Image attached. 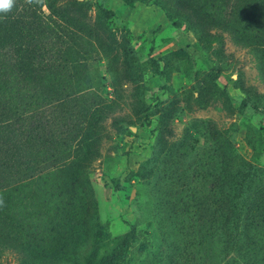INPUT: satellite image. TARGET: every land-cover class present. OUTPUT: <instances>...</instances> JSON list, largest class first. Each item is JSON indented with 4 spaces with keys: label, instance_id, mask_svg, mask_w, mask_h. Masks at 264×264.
<instances>
[{
    "label": "rangeland",
    "instance_id": "rangeland-1",
    "mask_svg": "<svg viewBox=\"0 0 264 264\" xmlns=\"http://www.w3.org/2000/svg\"><path fill=\"white\" fill-rule=\"evenodd\" d=\"M54 2L15 0L0 47L19 45L22 101L50 116L31 147L85 166L91 212L0 264H264V0ZM45 39L58 60L31 61Z\"/></svg>",
    "mask_w": 264,
    "mask_h": 264
},
{
    "label": "trees",
    "instance_id": "trees-1",
    "mask_svg": "<svg viewBox=\"0 0 264 264\" xmlns=\"http://www.w3.org/2000/svg\"><path fill=\"white\" fill-rule=\"evenodd\" d=\"M41 3H45L50 15L55 13L54 0H41ZM20 9L16 4L12 7L11 12L16 15L13 18H21L17 15L25 8ZM47 17L48 14L42 11L39 14L33 13V18L42 21ZM30 22L35 24L33 20ZM44 41L43 48L29 53L31 61L38 59L41 63H51L58 60L61 48L57 42L48 39ZM1 47L2 81L7 88L16 90L12 93L20 94L21 100L13 108H0V195L2 192L8 193L6 199L2 196L3 204L0 205V251L10 248L17 250V242L23 249L27 244L31 250L46 240L48 230L57 233L63 223L76 221L84 226L92 206L82 182L84 165L73 171L65 170L67 166L59 167L63 158H58L53 148L48 147V141L38 142L31 147L32 140H39V136L33 134L35 126L42 134L45 131L48 133L50 116L48 112L35 114L22 101L23 93L28 94L26 86L29 87V83L22 69L15 67L16 62H22L19 45L6 42ZM52 118L56 120L55 116ZM224 206L221 204L218 207ZM234 206L238 213L232 220L233 228L244 218L245 221L247 219V213L246 217L241 216V204L234 203ZM33 259L39 261L41 258L34 256Z\"/></svg>",
    "mask_w": 264,
    "mask_h": 264
},
{
    "label": "clouds",
    "instance_id": "clouds-1",
    "mask_svg": "<svg viewBox=\"0 0 264 264\" xmlns=\"http://www.w3.org/2000/svg\"><path fill=\"white\" fill-rule=\"evenodd\" d=\"M15 4V0H0V13H7L12 9ZM3 204L2 198H0V205Z\"/></svg>",
    "mask_w": 264,
    "mask_h": 264
}]
</instances>
